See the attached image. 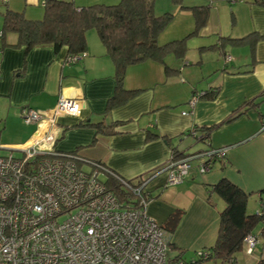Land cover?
<instances>
[{"label": "crops", "instance_id": "crops-1", "mask_svg": "<svg viewBox=\"0 0 264 264\" xmlns=\"http://www.w3.org/2000/svg\"><path fill=\"white\" fill-rule=\"evenodd\" d=\"M183 1L195 5L204 0ZM219 1H209L207 21L194 40H190L184 59H177L171 53L165 56L167 63L179 66L178 72L167 77L163 64L151 59L129 65L124 87L142 90L108 112L105 108L115 86L114 67L104 47L92 42V38L86 40V54L67 64L63 61L66 46L55 52L46 44L24 53L22 46H11L17 40L16 33L5 35L10 46H2L0 37V150H18L35 143L50 119L44 117L26 123L21 109L47 111L54 108L59 97L76 99L81 110L77 117H57L51 128L56 137L54 148L76 150L81 156L101 161L127 179L162 166L170 158L172 148L179 153H189L187 148L192 142L201 140L188 134L189 130L196 128L199 136L203 134V127L212 126L206 141L201 140L205 148L194 152L209 146H229L222 161L216 159L206 172H199L192 162L187 176L174 184L167 183L165 171H159L144 186L150 197L146 212L160 224L173 210L183 212L174 231L167 235L172 257L179 250L177 258H187L198 249L211 247L219 227L218 211L224 205L211 192V186L225 177L246 192H252L247 208L252 197L258 199V192L264 189V129L260 118L264 116V97H258L264 91V37L256 38L252 52L249 42L232 40L251 32L264 35V3L253 0L229 3L234 11V25L224 28L215 5L220 4ZM2 2L5 7L22 10L28 18H40L43 13V0ZM73 2L77 7L84 3ZM163 10L173 12L172 18L183 17L173 23L175 28L170 26L174 29L170 38L186 35L193 29V17L188 10H179L171 0H154L153 12L158 15ZM1 20L0 16V24ZM162 31L158 35L159 42L166 37ZM194 49L198 57L192 55ZM203 51H213L208 54L207 62ZM229 52L231 59L225 63L220 57L224 58V53ZM249 68L251 71H245ZM214 87H219L217 96L199 97L192 108L189 106L187 101L194 90ZM255 96L256 100L261 99L257 107L248 103ZM235 111L241 113L223 122ZM85 119L103 124L116 121L115 131L103 133L91 127L74 126L76 121ZM146 134L155 137L146 139ZM253 210L247 209L248 212ZM258 244H262L261 239L250 254L245 250L251 261Z\"/></svg>", "mask_w": 264, "mask_h": 264}, {"label": "built area", "instance_id": "built-area-1", "mask_svg": "<svg viewBox=\"0 0 264 264\" xmlns=\"http://www.w3.org/2000/svg\"><path fill=\"white\" fill-rule=\"evenodd\" d=\"M85 54H69L63 61L69 64ZM230 59L225 53V63ZM201 93H191L187 101L191 108ZM80 110L76 99L62 97L47 111L21 109L26 123L44 117L50 120L35 143L18 149L20 157L12 150L0 154V264H168L167 233L146 212L150 198L141 190L159 171L166 172L169 184L186 177L192 162L199 172H206L216 159L224 158L229 146H209L175 160L170 157L132 186L102 162L54 148L51 128L57 117H77ZM83 163L90 168L83 169ZM106 175L134 193L140 205L120 204ZM259 232L244 237L248 254L260 239ZM195 254L205 258L208 251L198 249ZM175 262L184 264L181 259Z\"/></svg>", "mask_w": 264, "mask_h": 264}, {"label": "trees", "instance_id": "trees-1", "mask_svg": "<svg viewBox=\"0 0 264 264\" xmlns=\"http://www.w3.org/2000/svg\"><path fill=\"white\" fill-rule=\"evenodd\" d=\"M173 1L178 3L181 8L190 10L194 19V27L183 38L172 39L165 43L158 42V35L169 23L172 14L164 12L156 15L153 12L154 0H120V2L111 5L91 4L81 7H77L73 0H43L42 16L36 19L28 18L22 10H14L8 6L0 10L2 18L0 24L2 46H10L5 41V35L8 32H13L16 33L17 40L11 46H22L24 53H27L33 47L46 44L51 45L55 52L59 51L62 46H66L67 55L86 53V31L94 28L104 46L105 53L111 59L114 67L112 76L115 80V86L113 93L106 102L105 112H108L110 109L125 103L142 90L141 88L127 89L124 87L123 80L129 65L151 59L163 64L164 73L167 77L178 72L176 68H172L165 61V56L171 53L177 59H184L187 50L186 37L197 34L205 25L209 7L206 5H183L182 0ZM253 1L255 3H264V0ZM260 36L264 37V35L257 36L255 32H251L232 40L235 42H249L252 52L255 40ZM245 71H251V69L249 68ZM218 91L219 87L209 88L208 90H203L199 97L206 95L215 97ZM193 92H197V90ZM256 97L248 101L250 106H258L261 99L256 100ZM258 97H264V91ZM240 113V111H235L233 115L226 117L223 122L234 119ZM260 118L264 122V116ZM116 123V121H113L103 124L102 121L94 122L85 119L76 121L74 126L91 127L103 133H113ZM212 128V126L203 127V134L199 136L196 134V128L189 130L188 134L205 142L209 135L208 132ZM153 137H155L154 134H146V139H152ZM203 150L205 149L196 152ZM187 154L190 153H179L178 150L172 148L170 157L175 160ZM160 167L150 172L157 171ZM150 172L148 173L151 174ZM143 176L145 175L141 174L130 178L128 182L132 186L139 185L141 182L140 178ZM106 178L108 187L118 198L120 204L132 207L140 205L138 197L122 186L114 177L106 175ZM210 189L224 204L218 211L219 227L217 237L214 244L206 249L208 251L207 257L202 258L195 254L197 259L187 264H195L198 261L211 258L218 260L220 264L233 263L235 261V253L243 247L244 237L253 231L257 223L264 222V189L258 192L259 207L255 213L247 211V200L252 192H246L229 179L220 178ZM141 193L143 195L147 194L144 188ZM182 213L181 209H175L161 223L167 235L174 231ZM259 234L262 240L261 246L264 248V226L260 229ZM167 245L170 247L169 241ZM178 253L176 255H179ZM176 255V258L172 257L175 261L179 259L177 258L179 256ZM172 259L168 258V264L175 262ZM184 264L186 263L184 262ZM253 264H264V256L259 257Z\"/></svg>", "mask_w": 264, "mask_h": 264}, {"label": "rangeland", "instance_id": "rangeland-1", "mask_svg": "<svg viewBox=\"0 0 264 264\" xmlns=\"http://www.w3.org/2000/svg\"><path fill=\"white\" fill-rule=\"evenodd\" d=\"M78 1H80V3L84 2L82 4V6H87V5H91V4L111 5V4H116V3L120 2V0H90V1H87V0H78ZM171 1H173V0H171ZM209 1L210 0H204L203 2L194 3V4L195 5H206V6H208L209 5ZM242 1L251 2L252 0H242ZM219 2H220V4H215V5L218 6V11L220 12V16H221L220 17V19H221L220 21H221L222 27L228 28V25H230V27H232L234 25V14H233L234 11H232V8H230L232 6V4H229V3H233V2H231L230 0H227V1L226 0H220ZM174 3L178 5V3H176V2H174ZM182 4L183 5H187L183 0H182ZM3 7L5 8L4 2H2V0H0V9L2 10ZM178 8H179V10H185V11L188 10L186 8H181L179 5H178ZM165 11L166 10L161 11L160 14L164 13ZM188 11L190 12V10H188ZM166 12H170L173 15V12H171L169 10H167ZM41 15H42V13H41ZM191 15H192V13H191ZM192 17H193V15H192ZM182 19H183V17H179V16H176L174 18H171V20L169 21V23L164 27V29L162 31L163 32L162 34L166 35V37L164 39H162L160 42L159 41L158 42L159 43H165V42H168V41H170L172 39H176V37L175 38L174 37L173 38H170L171 33L174 32V29H172L170 26H173L174 27L173 23L176 20L181 21ZM227 22L229 24H227ZM193 27H194V19H193ZM188 34H186V35H188ZM180 35L181 36H179L178 38H183L184 36H186L184 34H180ZM196 36H197V34H195V35L192 34V35L186 37V42H187L186 43V46H187V48H189V46H190L189 45L190 40L191 41L194 40V38ZM90 38H92V42H94L98 46H101V47L103 46L94 28L93 29H89L88 32H87V37H86L87 42L90 40ZM214 42H211V43L214 44ZM196 52H197V50H195V49H194V51L192 50V55L194 57H198L196 55ZM189 53H190V51H189ZM202 54H203V57H204V61L207 62L208 61L207 60L208 54L210 56V54H213V51H203ZM228 54L231 55L230 52ZM232 55L234 57V54L233 53H232ZM171 58H173V57H171ZM209 58H211V57H209ZM220 58H221V60L224 59L222 57H220ZM168 64L172 68L178 69V67H179L177 64L172 63V62H169ZM198 82L201 83L202 80H199ZM262 100H264V99H262ZM205 146L206 145H205V143L203 141L197 140V141H193L192 142V145L189 146V148H187V149H188L189 153H192L195 150H198L200 148H205ZM8 152H9V150H0V154H7ZM12 153H13L14 156H17V157H20L21 156V153H20L19 150H12ZM82 168L85 169V170H88L90 168V166L88 164H86V163H83L82 164ZM99 176H100V178L105 179L103 177V175H101V173L99 174ZM250 202L251 203H249L247 209H248V211L254 209L253 210V213H255L257 211L258 207H259V200L257 198H255V197H252V199H251ZM59 219H63V216L59 217ZM262 226H264V225H262V223H257L255 225V227L253 228V232L254 233H258L260 231V229L262 228ZM245 250H246V247L243 245L242 249H240L239 251H237L235 253V255H234L235 261L233 263H231V264H253L259 257L264 256V248H262V246L260 244H258L257 247H256V251H255L256 254H255V258H254V260L256 259L255 261L254 260H252V261L249 260L250 257H247L248 254L246 255ZM166 254L170 258L173 256V252H171L169 249H167ZM179 259L183 260L187 264V263H190L192 260L197 259V257H196V255L194 253L193 255H191V256H189L187 258L186 257L185 258L183 257V258H179ZM172 264H177V263L174 262ZM195 264H220V262L218 260H215V259L211 258V259H207V260L198 261ZM225 264H228V263H225Z\"/></svg>", "mask_w": 264, "mask_h": 264}]
</instances>
